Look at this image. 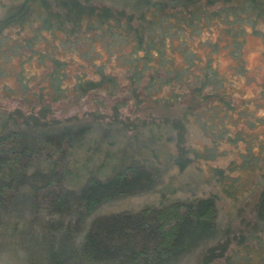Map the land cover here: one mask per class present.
<instances>
[{"label":"trees","instance_id":"trees-1","mask_svg":"<svg viewBox=\"0 0 264 264\" xmlns=\"http://www.w3.org/2000/svg\"><path fill=\"white\" fill-rule=\"evenodd\" d=\"M247 21H264V0L2 3L0 74L4 63L14 57H19L22 71L20 88L13 89L20 92L11 96L18 105L0 115V217L17 214V207H28L32 227L19 230L24 233L20 238L27 249L25 264H181L198 251L204 264L214 259L208 256L219 248L209 245L219 235L213 196L168 203L161 200L136 211H97L109 202L151 190L156 182L152 167L162 157L181 166L191 152V157L196 155L186 145L192 118L213 141L215 136H224L223 129L218 133L214 128L223 118L219 111L224 108L218 106L229 104L224 80L214 64L217 41L199 38L214 24L224 26L228 35L236 24L241 37ZM239 36L237 49H230L236 58L242 50ZM97 39L123 67L120 75L107 73L104 63L93 71L98 77L89 74L87 59ZM46 44L48 47L43 46ZM193 45L208 49L201 54ZM25 50L29 54L23 56ZM59 50L83 58L76 72L67 70L68 60L59 56ZM177 54L182 56L181 64L176 62ZM30 61L39 63L42 73L36 77L45 81L37 87H33L36 79L28 83V78H21L26 76L23 68ZM103 88L111 98H117L121 91L138 105L147 102V119L125 121L119 116V99L113 105L112 121L73 123L54 117L58 104ZM210 118L212 121L207 120ZM166 135L176 151L161 150ZM94 138L96 144L108 140L126 145L132 159L135 148L143 158L120 166L122 159L115 169H108L105 163L94 170L88 169V163L77 168L76 153ZM112 138L124 142L110 141ZM10 227L14 233L19 224L15 221ZM246 227H250L247 236L241 234L237 242L239 246L245 242L246 253H240L244 260L237 264H248L253 255L259 257L256 264H264V191L256 203L255 217ZM10 242L14 245V239ZM16 244L20 245L18 239ZM220 248L224 253L227 250Z\"/></svg>","mask_w":264,"mask_h":264},{"label":"rangeland","instance_id":"rangeland-1","mask_svg":"<svg viewBox=\"0 0 264 264\" xmlns=\"http://www.w3.org/2000/svg\"><path fill=\"white\" fill-rule=\"evenodd\" d=\"M6 2L9 0H0V7ZM233 29L234 31L228 35L224 32V26L214 24L199 38L200 41L205 38L217 41L216 49L218 50L214 64L224 80L223 91L229 99V104L225 106L220 103L218 106L224 108L219 111L223 118L219 119L214 128L218 133H220V128L223 129L224 136H215V141H213L212 135L203 130L198 120L192 118L187 125L186 145L191 147L196 155L191 157V152L181 166L173 165L162 157L163 160L157 166L152 167L156 174V182L151 190L109 202L97 211V214L123 210L136 211L146 205L159 204L161 200L168 203L179 199L190 200L199 196H213L216 202L219 235L209 245L215 247L219 245V248L224 246L227 250L224 253L221 248L215 249L214 254L208 255L214 257L208 264H237L244 260L240 253H246L245 242L239 246L238 238L241 234L247 236L250 227L246 225L253 221L256 203L264 191V21L255 23L247 21L243 25L241 37L236 24H233ZM238 36L243 40L240 58H236L230 50L237 49L235 41ZM43 46L48 47V44ZM193 47L200 49L201 54L208 49L204 45L199 47L193 45ZM91 49H93L92 55L87 59L89 74L98 77L93 71L96 70V65L103 63L107 73L112 71L121 74L123 67L117 59L111 58L103 41L97 39L95 46ZM61 51L63 50H59V56L68 60L67 70L76 72L78 61L84 62L83 58L76 55L71 56L68 52L62 54ZM27 54L29 51L25 50L23 56ZM176 62L177 64L182 63L180 54L176 55ZM4 66L5 70L3 74H0V115L5 112L9 113L18 105V102L11 96H16L20 92L15 93L13 89L20 88L18 77L19 72L22 71L19 57L7 61ZM24 70L27 73L25 77H21L22 79L28 78V83L37 80L33 87L45 82L36 77L42 73L37 61L26 62ZM29 75H32V78L29 79ZM67 82L68 80L65 81ZM118 82L119 85L122 84L120 80ZM118 95L117 98H111L103 88L102 91L92 92L79 100H66L58 104L53 114L57 119H70L73 123L95 119L102 122L112 121L115 112L113 105L116 99H119V116L125 121L138 123V120L147 119L149 109L144 110L148 107L147 102L138 105L132 99L127 98L125 93L120 91ZM136 117L140 119L136 120ZM211 119L213 118L207 120L212 121ZM166 133L168 134L169 131ZM166 136L167 140L161 143V150L166 153L176 151L172 139H169V135ZM231 136L234 138L231 139ZM116 139L124 142L122 139ZM116 139L112 138L110 141ZM86 142L88 146L76 153L77 168L88 163V169L94 170L99 164L105 163L108 169L111 167L115 169L122 159L120 166L131 162L136 163L143 158V154L140 157L138 150L133 148L135 156L132 159V151L123 144L117 146L108 140L96 144L95 138ZM107 155L110 158H106ZM149 157L150 155L147 158ZM150 161L153 162V160ZM107 174H111L110 170ZM27 209L26 206H20L16 209L17 214L0 217V222L3 223L0 227L2 230L0 233V264H25L24 255L27 249L23 248L25 245L20 238L24 233L19 230L22 227L27 229L32 227L34 221ZM15 221L18 222L19 229L13 233L10 225ZM5 227H9V230ZM10 235H14V238H7L11 237ZM12 239H14V245L10 242ZM17 239L20 245L16 244ZM236 247L240 248H238L237 255L234 251ZM218 254H220L219 257ZM201 256L202 252H195L193 255L186 256L181 264H204V258ZM250 260L248 264H256L259 257L253 255Z\"/></svg>","mask_w":264,"mask_h":264},{"label":"bare ground","instance_id":"bare-ground-1","mask_svg":"<svg viewBox=\"0 0 264 264\" xmlns=\"http://www.w3.org/2000/svg\"><path fill=\"white\" fill-rule=\"evenodd\" d=\"M252 58H254V56H252Z\"/></svg>","mask_w":264,"mask_h":264}]
</instances>
